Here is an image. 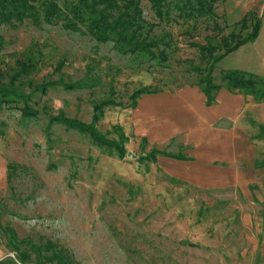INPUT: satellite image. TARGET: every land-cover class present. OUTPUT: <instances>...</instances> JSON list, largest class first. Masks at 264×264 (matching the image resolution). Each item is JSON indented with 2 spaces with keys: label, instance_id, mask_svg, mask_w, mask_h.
I'll use <instances>...</instances> for the list:
<instances>
[{
  "label": "rangeland",
  "instance_id": "374dc122",
  "mask_svg": "<svg viewBox=\"0 0 264 264\" xmlns=\"http://www.w3.org/2000/svg\"><path fill=\"white\" fill-rule=\"evenodd\" d=\"M58 3L63 7V0ZM141 8L148 22H157L146 1ZM248 12L261 19L258 37L217 64V84L224 70L264 76V0H225L215 7L218 22L228 27L224 35L239 33L236 24ZM192 24L155 28L157 35L172 36L165 63L120 54L111 43L98 44L62 23L26 20L0 29V70L13 74L15 62L26 59L34 64L10 87L22 98L0 97V261L16 262L8 227L23 241L19 247L30 254V264H37L32 246L47 242L78 264H264V103L245 98L237 123L245 140L237 144L241 155L237 151L219 171L165 156L152 162L146 158L152 150L197 153L182 137L155 146L133 132L134 91L196 87L192 67L204 63L190 44H203L210 32L204 23L191 30ZM103 101L114 104L104 108L96 128L115 141V128H122L128 138L123 159L53 120L61 115L88 124ZM25 106L34 115H24Z\"/></svg>",
  "mask_w": 264,
  "mask_h": 264
},
{
  "label": "trees",
  "instance_id": "16d2710c",
  "mask_svg": "<svg viewBox=\"0 0 264 264\" xmlns=\"http://www.w3.org/2000/svg\"><path fill=\"white\" fill-rule=\"evenodd\" d=\"M142 1L149 4L157 22H148L144 18L141 8ZM225 0H63V7L58 0H0V29L2 27L17 28L26 20L36 25L45 23L57 25L62 23L65 30L88 35L98 44L111 43L113 50L123 55H143L150 60H159L165 63L168 60V50L171 48L172 36L170 34H155V28L162 23H193L191 30H195L198 23H204L205 29L210 34L204 37L203 44L191 43L190 46L197 48L199 59L204 67H192L197 75L194 86L198 87L205 97V105L210 107L215 104L219 91L225 89L231 94H240L245 98H252L255 103H264V76H259L242 70H224L220 72L217 84L213 73L218 63L229 54L237 51L242 46L253 43L261 29V19L255 18L253 12H248L236 25L240 32L223 33L228 28L218 22L215 13L217 3ZM250 31L242 35L245 30ZM185 35L192 36L191 32L185 31ZM0 42V50H1ZM18 67L13 74L0 70V97L2 99L12 95L22 98L10 90L15 81L27 77L34 69L33 60L15 62ZM7 77V85L3 78ZM40 90L44 92V86ZM162 91L151 87L140 88L133 92L132 110L137 107V101L143 95L157 94ZM2 99L0 101H2ZM112 101H103L93 107V117L90 123L85 124L77 120H70L63 116L54 117L53 120L63 124L67 129L87 135L96 146L108 150L111 155L123 159L127 153L126 144L128 138L121 127L115 128L118 140H108L101 134L96 125L103 117L105 107L113 105ZM24 115H34L25 106L22 109ZM264 133V127L259 126ZM157 156H165L178 161H191L190 157L171 155L158 150H152L146 157L152 162ZM11 165L7 166V169ZM9 182V173L7 175ZM8 245L15 253L16 262L10 258L0 261V264H30L31 256L26 251H21L19 245L23 242L16 240L15 233L8 227ZM37 253L36 263L42 264H78L71 254H67L51 242H47L44 248L32 246ZM47 255L44 256L43 252Z\"/></svg>",
  "mask_w": 264,
  "mask_h": 264
},
{
  "label": "crops",
  "instance_id": "0c3cea01",
  "mask_svg": "<svg viewBox=\"0 0 264 264\" xmlns=\"http://www.w3.org/2000/svg\"><path fill=\"white\" fill-rule=\"evenodd\" d=\"M245 102L244 96L222 89L215 104L207 107L204 95L196 87L143 95L133 109L132 128L135 135L155 146L182 137L197 156H189L191 161L178 162H194L198 166L200 163L204 168L214 167L219 171L237 157V151L241 155L242 148L237 144L242 145L245 140L243 135H238L237 123ZM224 121L234 123L233 127L220 126Z\"/></svg>",
  "mask_w": 264,
  "mask_h": 264
},
{
  "label": "water",
  "instance_id": "95a60500",
  "mask_svg": "<svg viewBox=\"0 0 264 264\" xmlns=\"http://www.w3.org/2000/svg\"><path fill=\"white\" fill-rule=\"evenodd\" d=\"M128 156H130V154H128Z\"/></svg>",
  "mask_w": 264,
  "mask_h": 264
}]
</instances>
